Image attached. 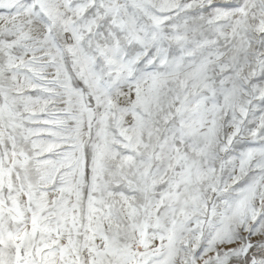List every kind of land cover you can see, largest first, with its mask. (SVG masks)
Segmentation results:
<instances>
[{"label":"snow or ice","instance_id":"6c2138e0","mask_svg":"<svg viewBox=\"0 0 264 264\" xmlns=\"http://www.w3.org/2000/svg\"><path fill=\"white\" fill-rule=\"evenodd\" d=\"M0 264H264V0H0Z\"/></svg>","mask_w":264,"mask_h":264}]
</instances>
